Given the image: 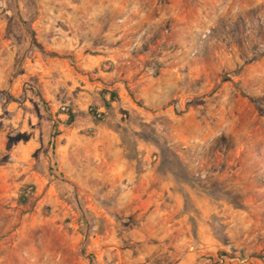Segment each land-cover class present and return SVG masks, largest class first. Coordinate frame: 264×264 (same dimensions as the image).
Returning <instances> with one entry per match:
<instances>
[{
    "label": "rangeland",
    "instance_id": "rangeland-1",
    "mask_svg": "<svg viewBox=\"0 0 264 264\" xmlns=\"http://www.w3.org/2000/svg\"><path fill=\"white\" fill-rule=\"evenodd\" d=\"M0 264H264V0H0Z\"/></svg>",
    "mask_w": 264,
    "mask_h": 264
},
{
    "label": "trees",
    "instance_id": "trees-1",
    "mask_svg": "<svg viewBox=\"0 0 264 264\" xmlns=\"http://www.w3.org/2000/svg\"><path fill=\"white\" fill-rule=\"evenodd\" d=\"M39 96V95H38ZM40 98V97H39ZM115 98H116V95H115V93H110V100L111 101H113V100H115ZM41 101H42V99H41ZM43 105L45 106V109H46V105L43 103ZM106 106V108H110V106L109 105H105ZM47 110V109H46ZM262 111H260V113H261ZM67 115H68V119L66 120V122H65V124L66 125H70V124H72L73 123V121H74V115L71 113V112H68L67 113ZM54 129H56V125H54Z\"/></svg>",
    "mask_w": 264,
    "mask_h": 264
}]
</instances>
